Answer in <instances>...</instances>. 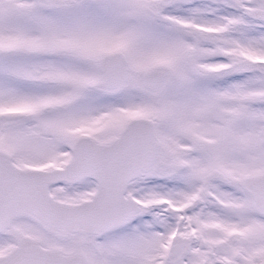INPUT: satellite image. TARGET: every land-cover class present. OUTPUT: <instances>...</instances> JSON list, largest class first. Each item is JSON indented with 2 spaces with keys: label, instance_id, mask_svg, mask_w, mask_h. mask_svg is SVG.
Returning a JSON list of instances; mask_svg holds the SVG:
<instances>
[{
  "label": "snow or ice",
  "instance_id": "obj_1",
  "mask_svg": "<svg viewBox=\"0 0 264 264\" xmlns=\"http://www.w3.org/2000/svg\"><path fill=\"white\" fill-rule=\"evenodd\" d=\"M0 264H264V0H0Z\"/></svg>",
  "mask_w": 264,
  "mask_h": 264
}]
</instances>
